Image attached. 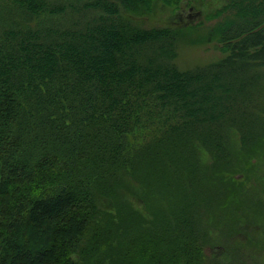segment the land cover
<instances>
[{
	"label": "trees",
	"instance_id": "obj_1",
	"mask_svg": "<svg viewBox=\"0 0 264 264\" xmlns=\"http://www.w3.org/2000/svg\"><path fill=\"white\" fill-rule=\"evenodd\" d=\"M156 1L0 0V264L264 258L238 176L264 155V0L131 18ZM181 41L224 56L182 70Z\"/></svg>",
	"mask_w": 264,
	"mask_h": 264
},
{
	"label": "rangeland",
	"instance_id": "obj_2",
	"mask_svg": "<svg viewBox=\"0 0 264 264\" xmlns=\"http://www.w3.org/2000/svg\"><path fill=\"white\" fill-rule=\"evenodd\" d=\"M229 0H171L175 5L166 4L161 0H157L149 13L135 15L131 17L139 25L143 27H176L185 29L187 26L213 25L222 17H207L214 15L218 10L223 8ZM259 2L261 0H258ZM257 2V0H256ZM179 54L176 60L178 67L182 70L200 67L208 63L214 62L224 56V53L215 43L203 45H188L187 42L179 43ZM258 165L255 167L244 166L245 170L240 171L238 176L243 182V188L247 193H251L256 205L260 207L258 210L261 214L256 219L261 226L264 224V155L258 159ZM245 177V178H244ZM260 186H257V184ZM135 207H140V203L133 198L129 199ZM102 206L107 205V201L100 203ZM136 207V208H137ZM255 211H252V214ZM256 215V214H255ZM264 226V225H263ZM254 230V229H253ZM263 231V229H262ZM206 255L210 256V251L205 249ZM207 258V257H206Z\"/></svg>",
	"mask_w": 264,
	"mask_h": 264
},
{
	"label": "flooded vegetation",
	"instance_id": "obj_3",
	"mask_svg": "<svg viewBox=\"0 0 264 264\" xmlns=\"http://www.w3.org/2000/svg\"><path fill=\"white\" fill-rule=\"evenodd\" d=\"M264 228V227H263ZM253 229H258V234L255 235V238H252L254 243H258L259 245H264V229L262 231L261 226H255ZM234 244V243H232ZM229 245V244H228ZM228 245H225L222 242L215 243L212 246H207L205 249L210 251V256L205 259L207 264H250V263H262L264 262L263 257H256V258H230V257H223L222 255L226 253V249ZM233 247V245H231ZM228 254V253H227ZM260 254V253H259Z\"/></svg>",
	"mask_w": 264,
	"mask_h": 264
}]
</instances>
